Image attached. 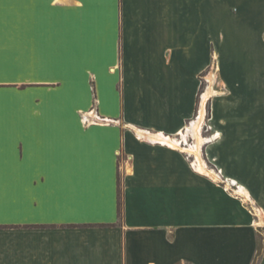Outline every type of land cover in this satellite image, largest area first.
<instances>
[{
  "label": "crops",
  "instance_id": "0c3cea01",
  "mask_svg": "<svg viewBox=\"0 0 264 264\" xmlns=\"http://www.w3.org/2000/svg\"><path fill=\"white\" fill-rule=\"evenodd\" d=\"M211 66L227 186L173 140ZM260 229L264 0H0V264H264Z\"/></svg>",
  "mask_w": 264,
  "mask_h": 264
},
{
  "label": "rangeland",
  "instance_id": "374dc122",
  "mask_svg": "<svg viewBox=\"0 0 264 264\" xmlns=\"http://www.w3.org/2000/svg\"><path fill=\"white\" fill-rule=\"evenodd\" d=\"M215 73L216 71L214 67L211 66L201 74V87L198 93L196 114L192 119L188 121L184 130L178 136L173 137V140H176V143L174 144L176 147L183 149L185 152L192 155L190 159L193 160L194 167H198V164H202L201 167L204 168L207 174H213L219 182H221L222 184H226L227 186V180L223 177L221 172H216L212 165L207 164L206 162H202V160L197 162V164V160L195 157V155L197 154V156L200 157V154L203 152L205 143L212 141L221 134L220 132H217L213 127V100L217 98L222 91L220 85L218 84V79L215 78ZM92 111L97 113L95 107L92 108ZM84 114L83 116H81V119H83ZM94 120L95 119L93 118L91 121L93 122ZM197 121H200V128H191L193 123ZM95 122H97V120ZM184 137H186V139H184ZM232 192L234 193V191ZM236 193L244 195V198L249 202L250 206L256 207L255 203L247 195L237 191ZM259 237L260 252L256 259V263L258 262L261 251L264 247L263 229H260Z\"/></svg>",
  "mask_w": 264,
  "mask_h": 264
},
{
  "label": "built area",
  "instance_id": "2783aa9c",
  "mask_svg": "<svg viewBox=\"0 0 264 264\" xmlns=\"http://www.w3.org/2000/svg\"><path fill=\"white\" fill-rule=\"evenodd\" d=\"M95 119L93 122L91 121L92 119ZM83 120L86 123H98V122H109L108 119L100 116L98 113H95L94 111L92 112H88L86 114H84ZM97 120V122H95Z\"/></svg>",
  "mask_w": 264,
  "mask_h": 264
},
{
  "label": "trees",
  "instance_id": "16d2710c",
  "mask_svg": "<svg viewBox=\"0 0 264 264\" xmlns=\"http://www.w3.org/2000/svg\"><path fill=\"white\" fill-rule=\"evenodd\" d=\"M118 185H119V190H118V212H119V216L121 218L122 216V208H123V199H122V187H121V179L120 176L118 178ZM256 263V262H255Z\"/></svg>",
  "mask_w": 264,
  "mask_h": 264
}]
</instances>
